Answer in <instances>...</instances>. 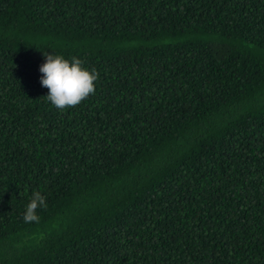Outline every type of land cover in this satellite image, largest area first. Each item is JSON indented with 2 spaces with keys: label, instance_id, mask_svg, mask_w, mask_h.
Masks as SVG:
<instances>
[{
  "label": "trees",
  "instance_id": "trees-1",
  "mask_svg": "<svg viewBox=\"0 0 264 264\" xmlns=\"http://www.w3.org/2000/svg\"><path fill=\"white\" fill-rule=\"evenodd\" d=\"M0 264H264V0H0Z\"/></svg>",
  "mask_w": 264,
  "mask_h": 264
},
{
  "label": "clouds",
  "instance_id": "clouds-1",
  "mask_svg": "<svg viewBox=\"0 0 264 264\" xmlns=\"http://www.w3.org/2000/svg\"><path fill=\"white\" fill-rule=\"evenodd\" d=\"M43 55L45 62L39 66V72L42 73L39 83L48 89L45 98L56 109L63 112L66 107H75L90 95H95V82L99 79L96 69L89 71L76 57L69 61L59 54L45 52ZM46 207V197L40 191H33L25 207L24 221L39 222L37 209Z\"/></svg>",
  "mask_w": 264,
  "mask_h": 264
}]
</instances>
